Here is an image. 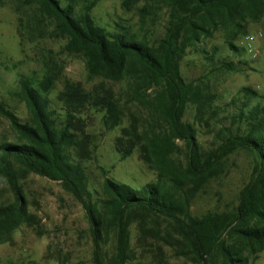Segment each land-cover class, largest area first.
I'll use <instances>...</instances> for the list:
<instances>
[{
	"label": "trees",
	"instance_id": "1",
	"mask_svg": "<svg viewBox=\"0 0 264 264\" xmlns=\"http://www.w3.org/2000/svg\"><path fill=\"white\" fill-rule=\"evenodd\" d=\"M101 0H90L80 14L68 2L60 0H25L38 5L55 22L66 39L65 49L85 58L90 75H102L117 82L129 79L131 97L149 109L140 127L124 130L116 143L122 159L138 148L143 162L153 167L158 179L135 190L106 179V195L101 209L91 203V192L83 161L90 159L92 145L87 129L90 112H103L107 128L119 123L120 110L107 96H93L74 84H66L50 97L52 82L36 84L21 81V90L31 118L21 124L16 115L0 102V115L10 122L20 139L0 145V178L12 191L14 202L0 206V243L22 222L25 211L21 190L12 162L27 171L52 181H59L82 204L90 219L95 247L103 237L116 230L115 255L109 264L129 260V237L126 231L131 211L169 218L178 226L187 252L199 264H248L244 255L264 250V94L241 88L222 108L228 127L218 132L214 150L202 153L194 128L183 121L187 105L196 107L201 116L220 113L219 100L203 84L186 83L180 62L188 47L201 37L221 33L231 54L243 49L235 45L242 23L264 12V0H124L125 4L142 1L162 5L167 10L164 35L150 41L146 34L116 23L113 31L96 25L91 9ZM212 48L207 59L221 69L242 71L246 62L236 64L225 58L215 60ZM250 69V68H249ZM153 94V95H151ZM223 112V113H224ZM202 118V117H201ZM176 141L187 148L186 167L177 178L171 158ZM236 149L247 151L254 159L252 175L239 193L232 212H206L194 217L189 202L195 186L207 178L217 162ZM184 181L186 185L183 189ZM187 184V183H186ZM96 264L101 262L96 260Z\"/></svg>",
	"mask_w": 264,
	"mask_h": 264
},
{
	"label": "rangeland",
	"instance_id": "2",
	"mask_svg": "<svg viewBox=\"0 0 264 264\" xmlns=\"http://www.w3.org/2000/svg\"><path fill=\"white\" fill-rule=\"evenodd\" d=\"M87 1L90 0H60L62 4L69 2L76 14L82 12ZM90 16L96 25L108 31H113L118 23L155 41L164 35L167 10L156 3L146 5L137 1L127 5L124 0H101L91 9ZM242 31L234 41L239 47L246 35L264 33V12L242 23ZM222 36L215 33L211 38L201 37L198 44L188 47L180 62L183 80L205 85L219 98L213 104L221 108L241 88L257 91V87L264 84V64L251 60L244 51L231 54ZM65 44L66 39L56 29L55 22L38 5L26 4L25 0H0V102L21 124L28 123L31 118L20 85L26 79L36 84L50 80V97L54 101L66 84H74L93 96L109 97L120 110L119 123L111 128L104 125L103 112H90L88 120L92 152L83 166L91 203L100 210L106 197L103 190L106 179L135 190L158 179L153 167L141 160L138 148L124 159L116 151L117 140L125 135L124 130L139 128L150 112L146 105L131 97L128 78L114 82L102 75H90L85 58L79 53L68 52ZM257 45L264 49V41H258ZM212 48L217 49L215 60L225 58L234 64L246 62L250 69L227 71L219 68L218 62L207 59ZM220 111L213 116L205 111L201 116L192 105H187L184 111L183 121L194 128L202 153L214 150L219 142V130L229 126L226 112L223 108ZM17 139L20 137L8 119L0 115V145L14 144ZM175 144L177 149L171 158L180 179L186 167L187 148L183 141ZM12 165L25 214L18 227L0 243V264H96V260L109 264L115 255L116 230L110 232L108 239L102 236L96 248L86 210L61 182L29 172L16 162ZM253 167L252 155L241 149L222 158L205 181L195 186L189 202L190 214L200 217L209 211L232 212ZM186 185L191 186L184 181L183 189ZM13 202L12 191L1 177L0 206ZM126 231L130 251L126 264H199L193 254L187 252L178 226L169 218L131 211ZM244 255L248 264H264V250L254 253L246 250Z\"/></svg>",
	"mask_w": 264,
	"mask_h": 264
},
{
	"label": "built area",
	"instance_id": "3",
	"mask_svg": "<svg viewBox=\"0 0 264 264\" xmlns=\"http://www.w3.org/2000/svg\"><path fill=\"white\" fill-rule=\"evenodd\" d=\"M258 41H264L263 32L246 35L241 43V47L251 60L262 62L264 64V49L257 45ZM257 91L264 93V84L257 87Z\"/></svg>",
	"mask_w": 264,
	"mask_h": 264
}]
</instances>
